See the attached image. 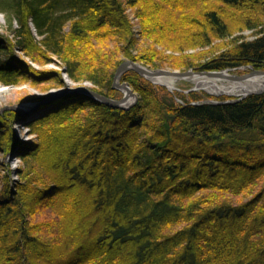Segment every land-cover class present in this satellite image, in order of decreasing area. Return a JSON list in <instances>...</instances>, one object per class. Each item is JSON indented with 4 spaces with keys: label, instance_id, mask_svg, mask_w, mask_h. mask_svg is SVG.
Instances as JSON below:
<instances>
[{
    "label": "trees",
    "instance_id": "16d2710c",
    "mask_svg": "<svg viewBox=\"0 0 264 264\" xmlns=\"http://www.w3.org/2000/svg\"><path fill=\"white\" fill-rule=\"evenodd\" d=\"M0 12L4 85L33 71L17 49L57 56L111 98L128 59L264 69V0H0ZM38 74L68 86L62 71ZM122 80L133 106L62 93L27 123L32 141L17 139L19 112L0 114V151L23 162L0 189V264H264V91L212 102L135 70Z\"/></svg>",
    "mask_w": 264,
    "mask_h": 264
},
{
    "label": "rangeland",
    "instance_id": "374dc122",
    "mask_svg": "<svg viewBox=\"0 0 264 264\" xmlns=\"http://www.w3.org/2000/svg\"><path fill=\"white\" fill-rule=\"evenodd\" d=\"M132 21L134 22V28L135 30L141 28L140 19L137 17V14H133L131 16ZM6 17L3 13L0 12V31L7 33L6 30ZM244 34L248 38H252L253 34L251 30H245ZM16 53L23 58L28 65H30L33 68V71H30L27 73L26 77L21 78L17 83L10 84V85H4L0 82V114L4 112L5 110H14L20 113V116L18 119H16L13 123V127L17 134V139L21 141H32L35 139L33 135H30L28 133L29 129L27 127V123L37 119L41 118L44 115H46L52 107L51 105H44L49 100L54 99L55 97H51L47 100H39L34 101L31 100L32 96H42L45 95V93L50 92V94L58 93V95H62L63 91L65 89H72V88H78L79 86H86L90 89L93 86V84L89 81H82V82H73L69 77L65 74V69L63 68L62 61L60 58H58L55 55H52L50 59L47 61H44L43 63L35 62L32 59H30L28 56H26L24 53H22L21 50L17 49ZM152 68V67H150ZM164 69L169 70H176L175 68L171 67H160ZM193 70V71H201L199 69H196L195 67H189L186 69H177V70ZM58 70L63 72V79L64 82L68 85L66 88H60L55 87V83L53 80H49L48 78L51 76H41L38 74V71H53ZM227 70L228 73L235 74V75H247L251 74L254 71H264V69H256L253 68V66H242L240 69L232 70V69H222ZM124 74V73H123ZM122 74V75H123ZM33 75H38L37 79H33ZM202 77H212L213 79H216V76H210L207 74H195L192 73L190 76L186 77H179L176 79V87L174 89H170V87L167 84H164L162 82L155 81L153 78H147L149 81H151L154 84H160L165 86L167 89L177 93V94H189L190 92H198L199 94H205L209 96V101L218 102L221 101L220 97H225V100H231L234 98H238L240 96H243L245 94H250L249 92H214L210 89L201 86L196 83L194 80V76ZM194 77V78H193ZM221 77V76H218ZM246 77H225L224 78H217L220 82L219 84L223 83L227 84L230 81H236V80H242ZM121 81L122 76H121ZM130 84V83H129ZM131 86V85H130ZM132 87V86H131ZM118 89V88H117ZM133 89V87H132ZM120 90V96L118 98H121L124 95V91ZM134 90V89H133ZM135 91V90H134ZM136 92V91H135ZM134 100V97H133ZM139 100V99H138ZM33 101V102H30ZM26 102V103H25ZM30 102V103H27ZM133 102V101H132ZM131 102V103H132ZM24 103V104H21ZM21 104V108L17 109L16 106H19ZM44 105V106H43ZM17 150L12 149L10 153L6 154L4 151H0V189L4 188V184L9 179L10 185L15 188L16 181H20V176L17 173L18 167H21L23 162L21 158L17 155Z\"/></svg>",
    "mask_w": 264,
    "mask_h": 264
},
{
    "label": "water",
    "instance_id": "95a60500",
    "mask_svg": "<svg viewBox=\"0 0 264 264\" xmlns=\"http://www.w3.org/2000/svg\"><path fill=\"white\" fill-rule=\"evenodd\" d=\"M128 70H135L137 71L138 73H140L141 75H143L144 77H147V78H152V76H157V75H162V74H167V75H172L174 77H186L187 75H189L190 73H195V74H207V75H210V76H225V77H247V75H242V76H239V75H235V74H231V73H228L227 70H201V71H193L191 69L189 70H169V69H164V68H150L140 62H137V61H133L131 59H128V60H125L123 63L120 64V66L118 67L117 71H116V74H115V78H114V83H113V86L115 88H118V89H121V90H125L127 89L128 92H129V95L128 93H124V95L121 97V98H111V97H108V96H105L103 94H100L99 92L93 90V89H90L86 86H79L78 88H74V90H71V91H81V92H84L92 97H95L101 101H103L104 103L108 104L109 106H112V107H115V108H129L131 105H133L134 103H136L138 101V93L135 92L132 87L130 86L129 82L127 81H121V76L124 72L128 71ZM257 72H263L264 71H261V70H258ZM171 89V88H170ZM65 91H70V90H64L63 92ZM264 91V88L261 89V90H253V91H250L249 93H255V92H263ZM58 93H56L57 95ZM55 94H52L48 97H46L45 99L43 100H47L51 97H55L56 96ZM247 94L243 95V96H240L238 98H242L244 96H246ZM130 96H133L134 97V103L133 104H130V105H127L126 103L128 102V98ZM41 100V101H43ZM39 101V102H41ZM229 101V100H227ZM30 102H33V101H30ZM30 102H27V103H30ZM214 102V101H213ZM26 103V102H25ZM21 104H24V103H21ZM21 104L19 106H16V108L20 109L21 108Z\"/></svg>",
    "mask_w": 264,
    "mask_h": 264
},
{
    "label": "bare ground",
    "instance_id": "6f19581e",
    "mask_svg": "<svg viewBox=\"0 0 264 264\" xmlns=\"http://www.w3.org/2000/svg\"><path fill=\"white\" fill-rule=\"evenodd\" d=\"M190 75H192V73H190L187 76H190ZM194 77L193 78L197 84L204 86V87L210 89L211 91H214L217 93L218 92H249V91H253V90H261L264 88V73L263 72H257V71H254L251 74H248L245 79L230 81L227 84L223 83L224 81H222V84H219L220 81L217 79V78H221V77L224 78V76H221V77L216 76V79L215 78L213 79L212 77H207V76L198 77L195 75ZM152 78L155 81L167 84L170 88L174 89L176 87V79L179 77H174L172 75L162 74V75L152 76ZM67 90L71 91V90H74V88L67 89ZM68 92L69 91H65L63 93L65 94ZM71 92H81V91H71ZM82 93H84V92H82ZM124 93H128V95H129V92L127 89L124 90ZM53 94L56 95V93H53ZM50 95H52V94H50ZM138 96H139V94H138ZM127 101H128L126 103L127 105L133 104L134 103L133 96H130ZM133 105H131V106H133Z\"/></svg>",
    "mask_w": 264,
    "mask_h": 264
}]
</instances>
